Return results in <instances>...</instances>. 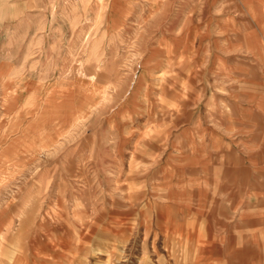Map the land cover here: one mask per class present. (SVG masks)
<instances>
[{
    "label": "rangeland",
    "instance_id": "rangeland-1",
    "mask_svg": "<svg viewBox=\"0 0 264 264\" xmlns=\"http://www.w3.org/2000/svg\"><path fill=\"white\" fill-rule=\"evenodd\" d=\"M73 1L0 0V264H264L260 176L257 188L161 190L166 160L194 150L173 141L186 110L222 103L202 101L191 53L160 48L181 43L190 0H111L93 56L89 26L67 23ZM222 3L212 41L234 53L251 32L264 40V0ZM214 241L223 256L204 248Z\"/></svg>",
    "mask_w": 264,
    "mask_h": 264
},
{
    "label": "crops",
    "instance_id": "crops-1",
    "mask_svg": "<svg viewBox=\"0 0 264 264\" xmlns=\"http://www.w3.org/2000/svg\"><path fill=\"white\" fill-rule=\"evenodd\" d=\"M199 1H203L200 11H198V1L190 0V25L184 32L183 21L188 17L179 18L182 23L178 30L174 31V37L176 40L181 39V43L175 46V50L173 44H170L166 50L160 48L167 55L176 53L178 57V54H181L183 58L187 57L185 53H191L189 57L192 63L204 75L200 81L201 86L206 84L202 101L206 98L214 100L218 98L222 103L218 105L217 102L212 101L214 104L212 106L206 108L198 106L190 111L186 110L182 116L185 120L180 121L177 125L179 128L172 133L173 137L178 136L180 141L175 137L173 141L183 142L189 150H194L191 151L190 160L182 158V162L176 163L172 159L166 160L167 165L162 175L164 186L161 190L164 191L163 193H176L257 188L255 182L257 176H260L262 187L264 186V40L260 35H253L251 32L249 35L254 36L253 41L241 43L244 46L240 45L239 50L234 53L232 50H236V46L232 47L226 41H212L209 36L214 34V25L210 20L229 17L223 14L228 11L227 6L222 3L215 8L214 0ZM188 35L193 39L185 45L182 38ZM165 61H162L163 67ZM224 147L228 148L225 154H223ZM176 159L178 161L179 158H175L174 161ZM179 166L184 169H180ZM184 170L198 174L188 177ZM228 199L238 201L231 191ZM222 202H225L224 196L220 199V203ZM205 210L208 208L205 207ZM225 238L223 235L217 237L219 241ZM204 248L210 253L218 250L221 256L228 250L215 241L204 245ZM212 259L214 258L212 257L208 264L213 262Z\"/></svg>",
    "mask_w": 264,
    "mask_h": 264
},
{
    "label": "bare ground",
    "instance_id": "bare-ground-1",
    "mask_svg": "<svg viewBox=\"0 0 264 264\" xmlns=\"http://www.w3.org/2000/svg\"><path fill=\"white\" fill-rule=\"evenodd\" d=\"M110 3L111 0H75L71 4V12L66 19L67 23L73 28L80 22H85L89 26L84 32L83 39L87 41L90 55L92 56L98 48V41L91 37L101 28L103 22L106 20L109 9L108 5Z\"/></svg>",
    "mask_w": 264,
    "mask_h": 264
}]
</instances>
